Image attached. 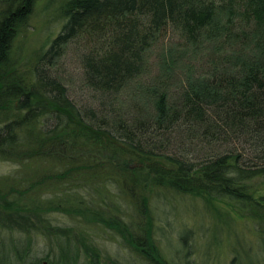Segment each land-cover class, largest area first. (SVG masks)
I'll return each instance as SVG.
<instances>
[{"label": "trees", "instance_id": "16d2710c", "mask_svg": "<svg viewBox=\"0 0 264 264\" xmlns=\"http://www.w3.org/2000/svg\"><path fill=\"white\" fill-rule=\"evenodd\" d=\"M33 4L0 0V155L47 150L52 159L65 148L70 166L58 180L76 174L107 180L117 168L132 205V188L191 195L215 211L225 205L246 214L264 235V0H46L60 30L25 64L12 57L11 43ZM168 32L185 49L174 58L170 49L161 74L149 76L150 52ZM69 43L82 44V84L96 108H78L50 73ZM46 122L55 125L45 130ZM7 195L0 192V228L25 232L13 216L23 209ZM146 200L138 207L145 216ZM78 203L74 216L101 224L149 264H167L158 258L150 221L135 237L118 213ZM45 223L46 234L67 244L60 242L47 264H79L81 256L85 264H103L79 232ZM72 241L80 245L75 254ZM7 243L0 241V264H41L28 260L25 247Z\"/></svg>", "mask_w": 264, "mask_h": 264}, {"label": "rangeland", "instance_id": "374dc122", "mask_svg": "<svg viewBox=\"0 0 264 264\" xmlns=\"http://www.w3.org/2000/svg\"><path fill=\"white\" fill-rule=\"evenodd\" d=\"M45 4L46 0H34L29 17L15 34L11 48L12 57L16 58L17 62L20 60L25 64L32 62L35 54L40 50H46L60 30V20H54L55 12L52 14L46 12ZM183 44L178 35L168 32L150 52L148 75L152 77L160 75L164 68L159 62L169 60L170 49L173 50V58L179 55L185 49ZM80 46L81 43H69L50 73L60 79L67 96L83 110L96 108L98 102L92 99L91 91L82 84ZM184 58L187 59L186 56ZM186 62L185 60V64ZM183 65L181 63V66ZM178 67L180 68L179 64ZM54 125V122L49 124L46 122L42 128L51 130ZM33 137L37 138L34 134ZM31 142H35L34 139ZM31 148L37 150L35 145H31ZM81 150L85 151L86 148L82 147ZM59 151L63 154H51L54 155L52 159L47 155V150H43L42 153L38 151V154L32 156H20L17 153L6 157V154L0 155V192L8 194L9 202H14L23 209L13 216L25 230V232L18 231L16 228L17 230L10 231L0 228V241L7 243L13 240L21 249L25 247L24 250L29 255L28 260L38 257L41 264H47L59 250L60 242L63 243V248L67 245L46 234L40 224L46 222L45 224L57 230L72 228L79 232L78 236L82 235L86 238L84 242L91 246L97 256H102L103 264H112V261L118 264H149L139 253L124 245L120 237L106 230L101 224H90L74 216L73 214L77 213L79 198L97 204L114 214L118 213L123 223L135 232L133 235L135 237L143 235L139 226H144L146 221H150L151 239L157 249L158 258L163 259L167 264H261L264 256V235L257 223L252 222L248 216H245L246 214L237 215L225 205L217 207L219 209L215 211L213 206V209L208 207V203L200 198L166 192L150 186L145 191L132 188L134 196V205H132L128 198L122 196L121 190L124 188L120 187L121 181L117 180L120 176L115 175L118 172L117 168L107 180L90 178L84 174L58 180L59 174L66 169V166H70V160L64 155L65 148ZM77 152L79 153V150ZM71 156L76 155L68 152V157ZM101 156L109 158L106 152H102ZM130 168H136V164L131 163ZM251 185L258 188L261 182L255 179L251 181ZM29 187L31 189H28ZM13 189L14 193H12ZM24 190L28 191L22 196L15 194ZM143 196L147 197L146 216L141 215L138 209ZM34 226L39 228L38 231L32 229ZM8 247L7 243L5 248ZM78 247L80 248V245L75 241L68 243L72 254H75ZM86 261L81 256L79 264H85Z\"/></svg>", "mask_w": 264, "mask_h": 264}]
</instances>
